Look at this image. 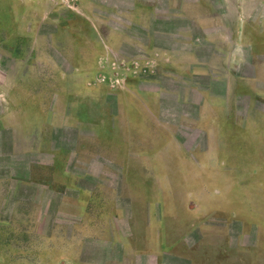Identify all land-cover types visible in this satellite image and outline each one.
Listing matches in <instances>:
<instances>
[{"label":"rangeland","instance_id":"1","mask_svg":"<svg viewBox=\"0 0 264 264\" xmlns=\"http://www.w3.org/2000/svg\"><path fill=\"white\" fill-rule=\"evenodd\" d=\"M46 1L0 0V33L36 36L0 34L17 58L0 55V78L18 83L0 98V264H264V101L219 98L230 119L213 103L215 126L246 132L234 144L207 137L200 104L221 46L250 75L233 27L264 31V0H48V16ZM254 61L264 90V55ZM157 64L186 98L145 99L144 129L127 103L96 97L99 84L143 92Z\"/></svg>","mask_w":264,"mask_h":264},{"label":"crops","instance_id":"2","mask_svg":"<svg viewBox=\"0 0 264 264\" xmlns=\"http://www.w3.org/2000/svg\"><path fill=\"white\" fill-rule=\"evenodd\" d=\"M2 1V0H1ZM4 1V0H3ZM48 1V0H47ZM45 2V6H46V10L47 12H45L48 16V12L51 13V4H49L48 2ZM49 4V5H48ZM12 7V14L13 15V24L15 23L14 27L16 28V26L18 25V23L22 22V13L21 11L17 8L16 6V2L12 1L11 5ZM49 10V11H48ZM42 11V10H41ZM43 12H35V15L38 16L39 14H41ZM82 19H86V20H82ZM37 20V19H36ZM80 21L87 22V18H79ZM17 24V25H16ZM248 27H251V29L249 30ZM14 28V30L9 31V32H1L0 34H4L6 37V35H10V37L14 38V39H21V38H35L36 36L33 34V31H19L16 30ZM233 36H234V40L237 44V46H246L248 47V51L250 52V54L253 56L252 57V62L250 64L251 66V73L250 75H246L242 72V68L244 70H246L245 66V62L241 61L240 56H237L236 54L234 55H229V52L222 48V46L219 49H222L223 54V60H225V67H222V76L220 77L219 74H215L217 72L214 73V69H210L207 65H206V71L207 72V78H210L209 81V86H207V88L202 89V98L201 99V107L203 106V104L205 103L206 108L210 107V115L205 117L206 123L209 125H206V135L207 137L209 135H211V137H213V135L216 133L218 136L219 135H223L227 137V142H225L224 144H234L235 141H237V137L239 136V133L247 135L246 132H244L242 129H238V125H231V123L229 121H224L227 122V128L228 131L224 132V130H221V128H224L223 125L220 127L219 123H217V125L215 126V120L217 118L214 117L213 115V109H214V105L213 103H215V101H217L219 103V101L222 102V118L223 119H230L231 114L226 106V99H219V98H228L229 103L233 102V98H251L252 100H263L264 101V90H257L258 87V83H261L260 76L258 74V71H260L259 66L260 64L256 63L254 61V58H256L258 55L263 54L264 55V31L261 30L260 27H257L256 25L250 26L248 24H244V22L241 23H237V25L235 24V26L233 27ZM99 41V33L97 34V36H95V32H94V37H90L89 38V42H94L97 43V40ZM95 40V41H92ZM238 42V43H237ZM224 47V46H223ZM243 47V48H244ZM15 48L13 49H7V52H5V47L4 46H0V55H4V53H7L9 56H11L13 58V60H17L16 58V54H15ZM103 49L100 48L99 46V50H97V55H98V59L99 57L102 55L103 53ZM233 58H232V57ZM244 60V59H243ZM232 61V62H230ZM234 61V62H233ZM21 63V60L18 61V64ZM235 63V64H234ZM238 63V64H236ZM257 64V65H256ZM0 65H2V62H0ZM159 64L156 65V71L159 73ZM168 68L170 66H167ZM175 67V66H172ZM172 71L175 70V68H172ZM160 68H162L160 66ZM73 69L75 71H77L79 69V66L77 64H74ZM211 71V73H209ZM257 71V72H256ZM177 75L176 72L172 73V74H167V73H159L158 77L156 79L153 80H148L145 79L143 80L140 85H142V89L144 90L143 92H136L135 90H131L130 88H126L123 90H115V91H111L109 90L105 85L99 84L97 87V91H98V98H107L108 95L112 94L114 95V98H117V100L120 102L122 101L123 103H127V110L125 111V113H129L126 115V117L128 118V122H130L132 125H135L137 127H141L142 129H144L145 124L149 123L150 120V114L155 116L153 114V112L149 109L148 106L145 105L146 101L145 99L148 98H155L158 103H161V98H166V96L168 97H172V98H186L184 95H179V91H174V90H170L168 92V90L166 89L167 86V82L166 80L168 79L167 76H175ZM196 75V74H193ZM94 76L93 74L91 75V77ZM156 76V75H155ZM154 76V77H155ZM153 77V78H154ZM9 80V76L7 78H4L3 80H1L0 78V98H17L16 94H11L12 91L10 88H7L9 86H13V90L15 89L16 85L18 84L17 81H15L13 79V83L11 84V82L9 83V85H7V82ZM220 80L222 81V93H219L218 90H212L210 89V87H219V84L221 83ZM262 84V83H261ZM264 84V83H263ZM19 86V85H18ZM103 86V87H102ZM108 90H107V89ZM189 88H192L193 90L200 92L199 89L197 88H193V84L191 86H189ZM214 89V88H213ZM216 89V88H215ZM109 91V93L107 92ZM18 98H21V96L17 95ZM82 98H86V94L85 91L83 92V95L81 96ZM137 98H144V103H142V101H139V99ZM159 98V100H158ZM226 113H228L227 117L225 116ZM85 115V114H84ZM209 122V123H208ZM136 123V124H135ZM215 127H218L219 130H216ZM162 129L160 131L163 132V134H167V130H165L166 125L161 127ZM242 131V132H241ZM253 133H250V135H252ZM254 135H259L257 134V132L255 131ZM230 137H232L233 139H230ZM222 139V137H221ZM229 149H239V147L236 145V147H231Z\"/></svg>","mask_w":264,"mask_h":264}]
</instances>
